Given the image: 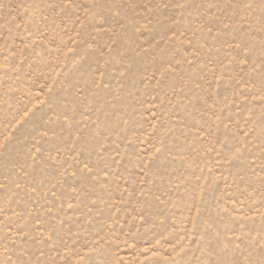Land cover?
I'll use <instances>...</instances> for the list:
<instances>
[{
    "label": "rangeland",
    "instance_id": "374dc122",
    "mask_svg": "<svg viewBox=\"0 0 264 264\" xmlns=\"http://www.w3.org/2000/svg\"><path fill=\"white\" fill-rule=\"evenodd\" d=\"M0 264H264V0H0Z\"/></svg>",
    "mask_w": 264,
    "mask_h": 264
}]
</instances>
